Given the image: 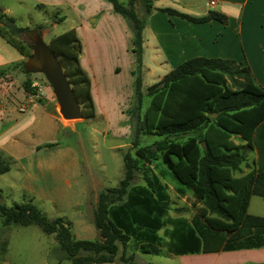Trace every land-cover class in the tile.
I'll list each match as a JSON object with an SVG mask.
<instances>
[{
	"label": "trees",
	"instance_id": "obj_1",
	"mask_svg": "<svg viewBox=\"0 0 264 264\" xmlns=\"http://www.w3.org/2000/svg\"><path fill=\"white\" fill-rule=\"evenodd\" d=\"M105 1L126 19L132 33L131 51L135 61L132 117L134 111L138 113L142 101L143 29L153 0H127L125 5L118 0ZM139 2L143 4V14L138 11ZM36 6L45 5L38 3ZM161 11L194 23L227 22L225 14L214 10L199 17L171 8ZM7 31L13 36V30ZM0 36L22 55L10 37L1 32ZM49 44L82 105L83 117H92L95 107L90 80L79 63L82 45L75 30L54 36ZM158 85L159 88L153 85L155 89L150 94L143 118L137 114L132 142L135 157L125 152L123 177L117 186L102 189L97 194L93 225L101 241L75 239L69 222L61 217L50 219L30 200L11 206L0 201L1 224H35L45 234H55L59 249L71 264L112 263L119 244L124 264H135L132 255L124 253L130 238L137 241L141 253L158 255L157 233L163 226L162 218L167 208L166 186L158 175L147 172L143 174L145 185L131 187V183L139 164L160 161L165 167L160 176L169 173L178 184L191 189L203 205L189 224L180 219L173 221V254L264 247V217L247 212L251 196L264 198V88L254 83L248 65L206 57L179 63L159 80ZM213 113L216 117L211 118ZM154 131L163 136L154 143V148L139 146L138 135ZM188 133L194 134L180 140ZM232 135H239L247 147L256 149L255 171L233 176L245 155L240 151L241 144L231 142ZM200 142H203L202 147ZM44 147H53V144ZM9 170L8 160L0 156V174Z\"/></svg>",
	"mask_w": 264,
	"mask_h": 264
},
{
	"label": "rangeland",
	"instance_id": "obj_2",
	"mask_svg": "<svg viewBox=\"0 0 264 264\" xmlns=\"http://www.w3.org/2000/svg\"><path fill=\"white\" fill-rule=\"evenodd\" d=\"M118 1L124 5L127 3V0ZM257 1L250 0V5L256 4ZM104 2L108 4L107 1ZM261 2L264 6V0ZM0 8L8 18L15 21L19 29L44 27V39L48 42L54 36L69 30L74 18L68 15L64 20V12L60 8L38 7L32 0H0ZM138 8L139 13L143 14L142 2L138 3ZM210 9L217 11L218 6ZM111 11L113 12L112 9ZM119 17L128 26L126 19L121 15ZM113 22L115 21L106 20L97 26L94 34L86 32L89 44L95 41L92 39L96 35L99 41L97 44L100 48L99 57L94 58L93 63L97 74L104 80V85L101 86L104 92H101L100 97L106 108L103 111L94 105L96 108L92 117H84L77 121L60 118L51 88L41 75L28 76L23 73L19 64L29 56V46L12 36L0 22V32L10 37L22 53L21 62L13 61L9 62L8 67H0V156L5 157L10 164V170L0 174V201L7 206L32 201L50 219L61 217L69 222L75 239L102 240L99 231L93 225L97 194L102 189L117 186L124 173L122 157L125 152L128 151L135 157L132 142L137 114L140 119L143 118L150 102V94L155 89L153 85H157V88L160 86L158 82L161 78L157 81L156 78L151 80L146 78V87L141 85L140 108L138 113L134 111L131 117L133 91L128 96L126 93L125 95L119 93V87H126L127 75L123 65L126 64L128 57L125 47L131 42L122 27ZM127 28L130 29L129 26ZM250 35L259 34L251 30ZM8 48L17 54L13 47ZM185 56L186 58L181 60L170 58L169 67L173 69L177 64L189 59L187 55ZM116 61L121 68L120 70L116 67L115 70L117 73L121 71L119 77L110 71V67ZM160 73L162 72L159 71L158 74ZM255 73L253 80L256 85H260L263 76ZM33 83L39 85L38 88L44 92L43 95L35 93L31 86ZM32 93H35V96L30 99L28 95ZM104 97L110 102H105ZM115 99L117 102L113 103ZM116 103L120 105H114ZM20 106H23L25 111L21 112ZM21 117L27 119L20 122L18 119ZM210 117L214 118L216 114H211ZM193 134H183L180 140ZM162 138L163 136L154 131L140 133L137 139L139 146L154 148V143ZM230 140L234 144H241L240 151L245 155L240 169L234 171L233 176L238 177L255 171L256 149L247 147L239 135H232ZM46 144H53V147H44ZM199 144L203 146V142ZM161 171H165V167L160 161L139 164L131 183V187L145 185L143 174L147 172L149 175H158L166 186L167 208L162 218L163 226L157 233L160 253L158 255L141 253L137 241L130 238L124 252L125 256L132 255V262L135 264H209L210 259L200 257L205 254H193L199 257L172 254L171 247L175 240L171 235L173 221L180 219L189 224L193 215L197 214L203 205L195 198L191 189L178 184L167 172L160 176ZM81 190L84 203L72 204L73 197L79 196ZM247 212L264 217V198L251 196ZM121 254L122 247L119 244L114 261L107 264H124ZM219 255L223 260L246 259L240 264H257L256 261L250 260L248 255L241 256L228 252H220ZM0 264H71V262L64 258L55 234H45L35 224L3 226L0 219Z\"/></svg>",
	"mask_w": 264,
	"mask_h": 264
},
{
	"label": "crops",
	"instance_id": "obj_3",
	"mask_svg": "<svg viewBox=\"0 0 264 264\" xmlns=\"http://www.w3.org/2000/svg\"><path fill=\"white\" fill-rule=\"evenodd\" d=\"M32 1L36 4L40 3L45 6L60 8L64 12V20L67 19L68 15L74 17L69 29H74L81 41L82 49L79 55V63L89 77L91 96L93 97L95 94L94 105L102 110L106 108L100 97L101 92H104L101 89V86L104 85V80L102 76L97 74L93 63V59L99 57L100 48L97 46L99 41L97 35L96 37L93 36L92 40L95 41L91 43V46L88 43L90 40L86 37V32L94 34L97 26L99 27L108 19L114 20L115 22L113 23L121 26L131 44L125 47L128 55L126 64L123 65L127 75L126 87H119V93L124 95L126 93L127 96L132 94L134 80L132 75V70L134 69V55L131 51L132 33L125 22H123L124 20L117 13L111 11L110 3L106 4L104 0ZM210 1H214V3L211 4ZM261 3V0H258L256 4L251 6L250 0H153L151 12L145 18L143 29L142 86L146 87V78L147 80L156 78L155 81H157L165 75V72L168 73L172 70L168 65L170 58L181 60L186 58L185 55H187L189 59L194 57L222 58L233 60L241 66L248 65L253 78L256 75L255 72L259 76H263V82L258 86L264 88V6ZM216 5L218 6L217 11L226 15V24L216 20L194 23L161 11L163 8H171L199 17L207 14L211 10L210 8H214ZM250 6L251 8H249ZM251 30L259 35L251 36ZM8 46L13 47L0 36V67H8L9 62L22 61V55L13 47L17 52L16 56ZM12 56L14 57L12 58ZM117 62L110 67V71H112L114 76L119 77L121 71L119 73L115 71L116 67L120 68ZM159 71L162 73L158 74ZM105 97V102H110ZM114 102H117V99ZM114 105L118 106L120 104L116 103ZM112 107L109 106V108ZM26 119L21 117L18 120L23 122ZM79 194V196L73 197L72 204L81 205L84 203L82 190ZM220 252L239 254L241 256L248 255L250 256L249 259L256 261L257 264L264 263V247L201 253L205 255L200 257L210 259L209 264H240L246 260H223L219 258ZM183 255L199 257L193 254Z\"/></svg>",
	"mask_w": 264,
	"mask_h": 264
},
{
	"label": "water",
	"instance_id": "obj_4",
	"mask_svg": "<svg viewBox=\"0 0 264 264\" xmlns=\"http://www.w3.org/2000/svg\"><path fill=\"white\" fill-rule=\"evenodd\" d=\"M0 18L7 30H13L17 39L24 41L30 49L29 56L20 64L25 75H41L51 88L56 101V109L62 120L77 121L83 119L82 105L77 100L68 76L58 57L45 41L44 27H26L19 29L15 21L8 18L0 8ZM212 115H215L214 113Z\"/></svg>",
	"mask_w": 264,
	"mask_h": 264
},
{
	"label": "built area",
	"instance_id": "obj_5",
	"mask_svg": "<svg viewBox=\"0 0 264 264\" xmlns=\"http://www.w3.org/2000/svg\"><path fill=\"white\" fill-rule=\"evenodd\" d=\"M210 3L213 4L214 1H210ZM31 86H32V88L36 91L35 93L40 94V95H43V94H44V92H43L40 88H38V87H39L38 84L33 83V84H31ZM35 93L29 94L28 97H29L30 99L33 98V96H35ZM19 110H20L21 112H23V111H25V108H24L23 106H22V107L20 106Z\"/></svg>",
	"mask_w": 264,
	"mask_h": 264
}]
</instances>
